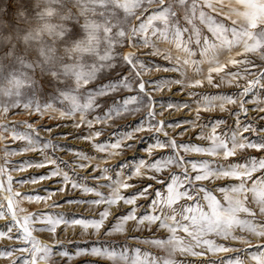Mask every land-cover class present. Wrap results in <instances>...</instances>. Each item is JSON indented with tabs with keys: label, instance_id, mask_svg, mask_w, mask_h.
I'll return each mask as SVG.
<instances>
[{
	"label": "snow or ice",
	"instance_id": "obj_1",
	"mask_svg": "<svg viewBox=\"0 0 264 264\" xmlns=\"http://www.w3.org/2000/svg\"><path fill=\"white\" fill-rule=\"evenodd\" d=\"M207 9V11H206ZM182 15V20H181ZM217 16H223L226 22H221ZM206 28V32L197 26L196 22ZM142 43L145 48L152 49L151 54L162 56L169 62L163 70L179 72L183 77L187 68H191L195 78L185 85L184 79L164 81L175 83L189 89L203 87L205 83L217 89L221 83L236 84L239 87L241 79H247L249 65L253 61L249 54L259 56L264 61V0H0V117H6L13 110L23 108L31 115L33 112L43 116L54 113L57 109L52 103H44L38 98L45 86L53 87L61 103L69 102L70 106L60 111L62 117L75 118L79 115L80 127L87 124L89 128L93 120L87 119V113L94 107L97 96L106 95L126 89L136 91L137 95L124 97L116 101L115 107L109 108L103 118L96 117V123L112 119L113 113L120 116L123 113L139 111L137 105L148 103V121L141 120L135 128L124 133V139L132 140L134 134L147 130L156 133L163 132L164 121L152 123L154 120V99L146 91L148 81L142 78L141 70L144 62L134 51L122 52L127 46L135 48ZM167 46L161 52L158 44ZM241 49V51H233ZM229 53L221 60L224 53ZM199 57L197 59L196 57ZM243 57V59H241ZM117 61L118 63H113ZM229 65L238 69L229 71ZM122 68L126 74L117 77L114 82L103 85L95 92L82 94L83 86L97 77L105 68L115 70ZM159 69V65H156ZM207 67V73L203 68ZM239 69H244L243 74ZM219 77L220 83L216 82ZM227 78V79H226ZM74 80L75 87L69 82ZM159 88L160 83L154 82ZM264 89V67L258 69V74L247 79L246 86L239 91L241 100L236 113V127L227 133H219L217 129L224 122L217 120L211 125V134L201 137L209 141L207 147L192 144H177L174 139L161 142L159 139L150 144L146 151L151 156L153 149L171 148V156H161L152 163L141 160L129 176H125L121 163L115 178L107 175L110 168L100 169L110 191L105 194L95 186H89L86 180L75 179L67 171L56 167L47 176L33 177L43 180L51 176H62L66 185L84 193H93L95 199L68 200V203H88L96 206L104 205L99 212V218L74 217L70 223L83 229H92L97 233L105 225L109 216L115 223L106 234L125 233L129 222L137 232L147 228L150 232L156 229L164 230L167 239H144L143 243L163 249L166 257H156L150 252L142 251L132 245H118L117 242H92L93 246L78 247L74 255H92L101 258L105 264H177V254L181 256L204 257L208 254H231L217 260H199L195 264H264V242L253 245L244 235L248 232L264 241V221H257V216L264 217V156L244 158L243 163L229 162L236 157L238 151L255 149L264 152V139L256 142L247 138L244 133L253 131L251 124H243L240 113H246L244 97L254 88ZM195 96L196 93L190 92ZM237 104L234 95H205L199 100L203 111L219 108L221 112L228 111L226 105ZM187 106V105H185ZM168 107H173L169 104ZM201 108L197 109V116ZM26 132H17L15 127H9L7 120H0V129L10 132L16 141H26L27 146L20 151H36L38 137L31 135L35 130L27 121L23 122ZM171 126V125H170ZM96 137L100 131L94 133ZM167 136V133H165ZM6 137L0 134V140ZM90 139V137H85ZM44 143L41 150L48 148ZM127 147H132L127 144ZM55 148L56 145L52 144ZM100 152L109 155L119 154L122 140L95 144ZM183 152H196L208 157H221L227 163L213 165L208 160L186 162ZM16 149L4 150L3 164H0V218L10 217L6 222V231H0V238L15 239L19 245L0 248V258L9 260V264H49L55 247H63L57 241L56 245L38 239L33 232L48 231L56 235L57 227L68 224L63 214L28 213L19 215L21 198L28 200H46L48 197L26 195L13 191V176L10 175L9 156L16 154ZM91 160V157H85ZM46 163L56 165L55 159L46 157ZM45 162L35 163V167H45ZM190 163L191 174L186 164ZM170 165L183 167L181 175L170 174V178H160L149 175L147 179L156 180L162 188H153L152 184L138 188L132 194L122 190L132 188L129 183L132 176H141V170L147 167L154 173H162ZM24 166H33L27 162ZM85 167L84 164L80 165ZM96 167H99L97 165ZM96 172V168L92 169ZM259 173V175H255ZM231 179L234 183L218 187L222 200L213 194L203 183L210 180ZM151 189V192L149 191ZM61 188L60 191H64ZM154 193V195H153ZM202 200L205 202L201 203ZM150 199L148 209L138 211V201ZM180 205L179 211L177 205ZM191 201L192 203H187ZM130 206L123 214L114 215L109 211L111 206L120 203ZM253 205L255 207H253ZM39 227H35V225ZM15 229V232H14ZM239 229V232H237ZM180 233L184 235L181 236ZM132 239L140 237L132 236ZM239 241L246 245L242 249L231 246L228 241ZM255 249L254 251L252 249ZM19 257H14L15 252ZM241 253L245 255L242 257ZM61 257L71 258L67 251L59 253ZM91 264H99L92 261ZM192 264V262H189Z\"/></svg>",
	"mask_w": 264,
	"mask_h": 264
},
{
	"label": "rangeland",
	"instance_id": "obj_2",
	"mask_svg": "<svg viewBox=\"0 0 264 264\" xmlns=\"http://www.w3.org/2000/svg\"><path fill=\"white\" fill-rule=\"evenodd\" d=\"M191 0H189V3ZM227 3V0H225ZM207 11V9H206ZM217 19L221 22H226L230 26V21H225L223 16H217ZM182 20V15H181ZM197 26L201 27L203 31L206 32V28L199 24L197 21ZM157 47L161 52L165 51L167 46L164 44H158ZM122 52L134 51L136 52L140 59L144 62L145 68L141 70L142 78L148 81L146 91L154 99V120L152 123H158L164 121L163 132L156 133L154 130L148 131L147 128L144 131L134 134L132 140L124 139V133L132 130L137 126V124L143 119L148 121L147 110L148 103L145 101L143 105H137L135 107L139 108V111L134 113H123L120 116H116L113 113V117L110 120L102 123H96V117L103 118L106 111L109 108L115 107L116 101H122L124 97L130 95H137L134 90L129 92L126 89H120L115 92H108L106 95L97 96L95 99V104L98 107H94L86 115L87 119L93 120V125L91 128L88 125L82 124L80 127L75 125L79 123V115L73 119L71 117H62L59 115L60 111L65 110L70 106L69 102L65 101L61 103L60 99L53 97L58 96V93L54 92L53 87L45 86L42 95L38 98L41 100L42 106L44 103H52L57 109L54 113H46L40 116L33 112L31 115L27 110L20 108L13 110L6 117H0V120H7L9 122V127H15L17 132L23 133L28 131L25 128L23 122L27 121L32 125L35 130L31 133L34 137H38L37 140V150L32 151H20L27 146L26 141H16L11 138L10 132H4L0 129V134L4 135L6 139L0 140V164H3V156L5 148L11 150L16 149V154L9 156L7 159L10 161L9 168L10 175L13 176V191L25 193L26 195H39L42 197H48L46 200L36 201L28 200L26 198H21L19 202V209L23 211L19 212V215L23 216L28 213H43L56 215L63 214L64 217L69 221L68 224L61 223L56 230V235L53 236L52 233L48 231H35V235L38 239L56 245L59 241L62 243L63 247H55L54 254L50 257L49 264H91L92 261H99V264H105L99 257L92 255H80L76 256L74 253L77 248H83L87 246L91 248L94 241H108L109 243L115 241L118 245H132L134 247L138 246L142 251L150 252L156 257H166L167 253L160 248L155 246H150L143 243L144 239H167V233L164 230L156 229L154 231H149L147 228H143L141 231L137 232L135 226L132 222L126 225L125 233H113L111 235L106 234L112 224L115 223L113 216L105 221L104 227L101 229L100 233L95 232L92 229L85 230L79 225H73L70 221L74 217H85V218H99V212L103 211L104 205L96 206L88 203H68V200H90L95 199L93 193H84L78 189H73L70 184L66 185L63 181L62 176H51L47 179H37L36 182H31V178L47 176L56 167H59L61 171H67L69 175L75 179L86 180L89 186H95L99 191L107 194L110 188L104 181L103 174L99 175L100 169L107 166L110 168V172L107 175L113 176L115 178L116 171L120 170V165L123 163L125 165L123 173L125 176L131 175L135 167L139 165L141 160H144L146 164L154 162L161 156H171L174 154L171 148L165 149H153V153L150 156L146 149L150 144H154L157 139L161 142H167L168 139H174L177 144H192L199 145L202 147H207L209 141L201 137H207L211 134V125L217 120H221L224 123L220 125L217 131L221 134L230 132L236 127V113L239 111V102L241 97L239 96V91L246 86L247 79L253 78L254 75L258 74V69L264 67V61H261L259 56L249 54L248 59L253 61L252 65L247 66L249 75L247 79H241L239 81V87L236 84H228L227 82L221 83L219 89L207 85L205 83L203 87L189 89L188 87L178 85L175 83L166 84L164 81L174 80V79H184L185 85L190 84L195 78L192 69L189 67L186 69L184 76L182 77L179 72H166L163 69L169 66V62L164 60L162 56H154L151 54L152 49L145 48L142 43H137L135 48H129L125 46ZM235 51H241V49H235ZM229 53L225 52L221 56V60L225 59ZM199 59V57H196ZM243 59V57H241ZM113 63H118L113 61ZM156 65H159L157 69ZM229 71H237L238 69L233 68L229 65ZM243 74L244 69H239ZM203 73H207V67L203 68ZM122 68L120 66L116 67L115 70L105 68L102 72L97 74V77L90 81L86 86H83L81 93L86 94L89 91L95 92L100 89L103 85L114 82L118 76L122 78ZM227 79V78H226ZM154 82L160 83V87L156 88ZM216 82L220 83L219 77L216 78ZM71 87H75L74 80L69 82ZM190 92L196 93L195 96L191 95ZM226 94L234 95L237 100V104L226 105L228 111L221 112L219 108H215L211 111H203L202 105H199V100L205 95H217ZM244 99V106L247 110L246 113H240L239 119L243 124H251L253 131L244 133V135L256 142H260L264 139V89L259 86L254 88L250 93L247 94ZM172 104L173 107H168ZM187 105V106H185ZM201 108L199 116H197V109ZM171 125V126H170ZM100 131L101 135L96 137L94 133ZM167 133V136H165ZM85 137H90V139H85ZM117 139L122 140V148L119 150L117 155H109L106 152H100L95 144H104L106 142H115ZM44 143H49V147L41 150ZM55 144L56 147H51ZM127 144H131L132 147H127ZM180 155L185 157L186 162L190 161H203L208 160L213 165L219 163H227L223 161L221 157H208L202 153L196 152H183L180 151ZM255 156L258 159L264 156V152H258L255 149H247L243 152L237 153L236 157L229 158V162L232 163H243L244 158ZM46 157L50 159H55L57 161L56 165L47 164ZM85 157H91V160L85 159ZM27 162H31L33 166H24ZM45 162V167H35V163ZM84 164L85 167L80 165ZM99 165V167H96ZM188 171L191 174L190 163L186 164ZM183 167H177L176 165H170L162 171V173H154L147 167L141 170V176H132L129 181L133 185L132 188L127 190H122L125 194H132L138 188L152 184L153 188H160L161 191L164 189L157 183L156 180H149L147 176L157 175L160 178H170V174L181 175ZM96 168V172L92 169ZM259 175V173L255 174ZM235 181L229 179L221 180H210L204 182H197L205 184L207 188L212 190L213 194L217 196L218 199L222 200V195L217 190L218 187L225 186ZM64 188V191H60ZM151 192V189L149 190ZM154 195V193H153ZM150 199L141 198L138 201L139 208L138 211L143 212L148 209ZM187 203H192L191 201ZM201 203L205 202L202 200ZM185 204L181 201L176 207L179 211L180 205ZM130 206L123 204L122 202L116 206H111L109 211L114 215L118 216L123 214ZM253 207H255L253 205ZM10 217L0 218V231H6V222L10 220ZM257 221H264V217L257 216ZM39 227V225H35ZM15 232V229H14ZM239 232V229H237ZM245 236L253 245L264 242L257 238L254 234L244 232L240 233ZM183 236V233H180ZM132 236L140 237V239H132ZM231 246L237 249H242L246 245L240 243L239 241H228ZM20 241L15 239L0 238V248L5 246L19 245ZM255 250L254 248L252 249ZM67 251L71 255V258L61 257L60 252ZM21 254L17 251L14 253V257H19ZM231 254H208L204 257H191V256H181L177 254L175 257L177 264H195L196 261L203 260H217L219 261L222 256ZM245 254L241 253L243 257ZM0 264H9V260L5 258H0ZM19 264H23V260L19 261Z\"/></svg>",
	"mask_w": 264,
	"mask_h": 264
}]
</instances>
